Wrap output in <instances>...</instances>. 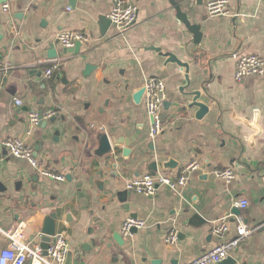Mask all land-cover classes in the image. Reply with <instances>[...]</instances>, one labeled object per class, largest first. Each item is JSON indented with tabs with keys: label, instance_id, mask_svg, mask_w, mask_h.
Masks as SVG:
<instances>
[{
	"label": "crops",
	"instance_id": "crops-1",
	"mask_svg": "<svg viewBox=\"0 0 264 264\" xmlns=\"http://www.w3.org/2000/svg\"><path fill=\"white\" fill-rule=\"evenodd\" d=\"M131 1L138 21L121 34L101 21L109 19L113 0H0V64L13 67L0 71V227L21 223L25 240L36 242L46 218L55 216L56 234L72 248L69 264H185L217 245L213 222L227 218L232 238L241 219L256 231L231 258L264 264L258 226L264 220V75L234 80L237 56L264 59V0H228L232 16L221 18L208 16L212 0H181L182 13L200 27L198 44L170 0ZM62 31H81L90 41L78 54L64 55L56 39ZM168 55L189 65V84ZM152 77L163 80L168 98L165 129L155 139L145 94L136 100ZM198 91L209 107L200 119L191 107ZM34 110L56 116L28 136ZM101 134L112 144L103 156L96 154ZM136 134L124 156L123 142ZM8 138L24 139L35 154L38 148L40 169L11 157L3 147ZM169 161L174 168H164ZM155 162L157 173L173 177L192 163L199 168L181 194L166 187L154 197L127 191L126 183L152 174ZM228 169L231 183L216 175ZM239 200L249 207L241 210ZM130 218L146 227L128 239L121 231ZM172 231L178 241L170 245ZM8 244L0 237L1 247Z\"/></svg>",
	"mask_w": 264,
	"mask_h": 264
},
{
	"label": "built area",
	"instance_id": "built-area-1",
	"mask_svg": "<svg viewBox=\"0 0 264 264\" xmlns=\"http://www.w3.org/2000/svg\"><path fill=\"white\" fill-rule=\"evenodd\" d=\"M4 11L10 9L7 3L1 4ZM138 8L131 0H113L112 11L109 14L111 25L121 34L131 30L138 21ZM207 14L211 18L231 17L228 0H212L207 5ZM56 39L64 49L74 48L77 44H88L90 38L81 31H62L57 34ZM13 67L10 64L5 66L0 64V71L8 72ZM57 69V64L49 68L45 76L51 78ZM264 75V59L255 55L237 56L234 80L237 83L243 82L251 76ZM145 108L150 119V138L155 139L164 132L165 125L163 119V108L167 101L166 85L158 77L148 78L144 85ZM18 107L23 106V101L16 99ZM56 113L52 110L32 111L29 114L28 136L33 129L40 126L43 121H50L55 118ZM3 147L11 157L27 160L31 167L40 169L35 150L28 145L24 139L8 138L3 142ZM199 168L197 163H192L183 169L177 177L164 175L161 173L145 174L129 180L126 183V190L146 197L156 196L160 187H166L173 193L181 194L188 185L189 175ZM45 176L55 181L64 182L63 175L43 172ZM217 177L226 183H231L234 179L233 172L217 171ZM237 206L241 210L249 207L247 200H239ZM146 227V222L141 219L130 218L122 226V235L132 237L133 230H141ZM256 229L250 228L241 219L236 223L235 235L228 238L230 227L228 219L213 222L212 235L218 240L217 245L203 252L197 259L185 264H220L224 260L232 257L242 243L246 242L255 233ZM0 237L8 240L7 247L0 246V264H68L71 255V245L64 234H56L44 255V250L40 243L26 241L24 236V225L16 223L9 229L0 227ZM178 241V231H172L166 239L167 244H175Z\"/></svg>",
	"mask_w": 264,
	"mask_h": 264
},
{
	"label": "water",
	"instance_id": "water-1",
	"mask_svg": "<svg viewBox=\"0 0 264 264\" xmlns=\"http://www.w3.org/2000/svg\"><path fill=\"white\" fill-rule=\"evenodd\" d=\"M180 1L181 0H170L171 4L173 5V7L177 11L178 18L181 20V22L183 24L186 25L187 29L193 34L194 41H195L196 44H198V43H200V41L202 39V35H201V32H200V27L198 25H191V23L188 21L187 15L182 13V10H181V4L182 3ZM101 21H102V24H103V29H105L106 26L111 25L110 20L107 19L106 17L102 18ZM80 48H81V45L77 44L74 48L64 49L63 54L64 55H66L68 53H71V54L72 53H76V54H78L80 52ZM155 50H158V49H155ZM167 58H168V63H175L182 70H185V73H186L185 79H186L187 83L189 84L190 83V77H189L190 68H189V65L179 61L178 59H176L172 55H168ZM58 76L61 77L60 74ZM143 94H144V89H142L141 91H139V93H137L136 100L137 101L140 100L142 98ZM192 97H193V101H192L191 107H196V108L199 109L198 118L200 119V118L204 117L208 113L209 107H207L206 105H204L203 103H201L199 101L200 98H201V92L198 91V92L193 93ZM164 107L165 108L168 107V103L167 102L165 103ZM43 123L47 124V122H45V121H43ZM244 123H246V122H244ZM246 125H247V123H246ZM254 126L255 127H253V129L256 131V133L258 135L260 133V129H259L258 125L256 124V122H255ZM138 137H139V135L136 134L131 139H129V140L127 139L128 141L125 140L123 142L124 145H126V147H127V149H124V151H123L124 156H127L129 154V149H128L129 146L134 144L135 141L138 139ZM112 143L114 145H117V141L115 139H113ZM38 151H39V149L36 148V155H37ZM111 152H112V144H111L110 139L107 137L106 134H101L99 136V148H98L96 154L100 155V156H103V155L111 153ZM163 166H164V168L172 169V168L175 167V164H174V161H169V162L165 163ZM150 169L153 171L152 174H156L157 171H158L157 163L156 162L152 163ZM55 219L56 218L53 215L47 217L46 220H45V224L43 226V229L41 230V236L42 237L36 238V242L41 244V246H42V248L44 250V255L45 256L47 255V250H48V248L51 245L53 237L56 235V229H55V223L56 222H55ZM258 226H262L261 230L264 231V220L261 221ZM136 232H137V230H133L132 234H134ZM128 239H130V237H128ZM71 260H72V256L70 255L69 259H68V264H69V262ZM220 264H236V261L233 258L230 257V258L224 260L223 262H221Z\"/></svg>",
	"mask_w": 264,
	"mask_h": 264
}]
</instances>
